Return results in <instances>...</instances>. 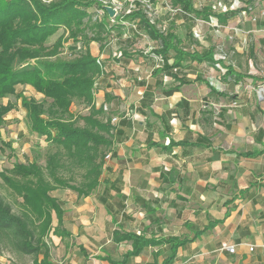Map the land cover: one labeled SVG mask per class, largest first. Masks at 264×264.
Here are the masks:
<instances>
[{"label":"crops","instance_id":"0c3cea01","mask_svg":"<svg viewBox=\"0 0 264 264\" xmlns=\"http://www.w3.org/2000/svg\"><path fill=\"white\" fill-rule=\"evenodd\" d=\"M221 2L211 4L227 17L222 24L210 18L219 25L234 18L231 11L236 9L247 14L245 20L253 14L249 6V12L243 10L241 0L228 6ZM180 14L171 15L170 21L181 33L176 22L184 29L186 22L176 19ZM166 20L156 13L154 24L162 34L171 24ZM136 43L127 48L136 55L126 51L121 57L114 53L125 45L113 43L109 51L96 42L88 46L91 55L101 59L102 69L94 107H106L116 119L111 123L113 155L105 157L101 180H119L125 207L112 220L94 194L80 198L57 190L64 211L60 228L65 231V222L76 225L66 233L70 242L56 234L59 244L49 251L51 263L161 264L171 253L163 243L128 256L131 242L112 239L120 227L156 240L189 239L199 232L193 242L177 248L172 264H264V98L257 100L254 94L255 87L264 88V75H238L236 83L225 75H190L195 70L189 61L178 70L187 75L154 74L163 61L155 62L146 51L155 45L150 41L145 50ZM256 43L264 48V35ZM251 46L248 51L255 57ZM174 77L187 82L180 84ZM11 112L4 121L14 118ZM15 126L18 138H38L24 122ZM111 195L109 202L116 208ZM222 243L235 245L236 253L221 250ZM247 245L254 250L248 252Z\"/></svg>","mask_w":264,"mask_h":264},{"label":"trees","instance_id":"16d2710c","mask_svg":"<svg viewBox=\"0 0 264 264\" xmlns=\"http://www.w3.org/2000/svg\"><path fill=\"white\" fill-rule=\"evenodd\" d=\"M150 1L154 3V0ZM253 1L248 0V5ZM170 3L184 12L176 19L183 18L186 22L185 35L178 32L174 23L169 25L166 34L160 33L138 1L124 17L126 21L136 23V29L127 30L120 24L110 26L109 15L98 0H0V144L9 146L1 138V129L5 116L15 107V103L7 101L3 104L2 100L15 95L17 86H30L41 94V99L16 95L26 110L29 131L54 145L46 151L44 165L35 159L15 161L10 169L0 171L2 183L12 195L21 199L17 213L0 197L1 248L19 256H33L36 264H52L45 238L51 231L64 236L60 229L64 211L54 194L57 190H69L80 198L94 194L112 215V220L115 213L119 214L125 207L119 180H101L106 168L105 157L114 146L115 128L110 122L111 116L93 104L97 91L95 83L102 69L89 51L91 42L103 48L107 42L118 41L125 47L116 50L125 56L126 51L136 55V50L127 48L146 37L155 45L148 52L149 57L158 56L163 61L161 67L154 69V74L187 75L183 70L189 61L196 65H219L224 69L223 75L234 77L235 83L241 79L238 75H249L237 73L232 65H225L223 59L215 58L213 45L201 51L183 45L184 37L196 42L195 21H209L212 17L222 24L227 19L225 13L214 11L211 4L196 8L193 0H170ZM98 10L103 11L102 18L93 19ZM243 10L249 12L248 6L245 5ZM60 28L67 31V36H59L52 45H47V40ZM113 34L116 39H112ZM65 39L73 42L69 49L75 57L71 59L59 57ZM179 69L183 70L180 72ZM174 78L180 84L187 82ZM75 103L86 107L87 114L78 116L70 111ZM74 172H80L79 182ZM109 194L116 208L110 204ZM197 236L199 232L189 239L156 240L120 227L112 232L114 242H131L128 256L139 255L149 246L168 244L171 253L161 264H172L177 248L193 242Z\"/></svg>","mask_w":264,"mask_h":264},{"label":"rangeland","instance_id":"374dc122","mask_svg":"<svg viewBox=\"0 0 264 264\" xmlns=\"http://www.w3.org/2000/svg\"><path fill=\"white\" fill-rule=\"evenodd\" d=\"M98 1H101L104 4V7H110L111 9H113L115 12L114 15H116V13L120 14L125 6L123 0ZM214 1L216 0H193V3L196 8L200 9L206 4L215 5V3H213ZM222 1L226 6H228L230 5L232 0ZM241 1L242 3H245L247 6H250L252 8L253 14L248 20H245L247 14H245L244 16V14L241 13L239 9L233 11L234 18L229 19L226 25H219L214 21V19H209V21L197 20L193 25V34L196 42H190L184 37L183 45L186 48L195 47L199 51L203 49L205 50L210 45H213L215 58L223 59L225 65H232L235 70L242 73H248L250 75H264V48H260V46L256 43V39H258V36L264 35V0H254L250 5H248L247 0ZM154 2L155 5L153 6L157 8V15H159L162 19L167 18V23H171V15L167 12L164 6L160 5V0H154ZM167 3L171 6L170 0H167ZM154 17H156V15H154ZM253 18L255 19V21L252 20ZM177 24H179L178 28L180 29L182 35H185V29L182 26V22L177 21L176 25ZM249 29L252 32H248ZM253 30L255 33H253ZM88 35L90 36L91 33L89 32ZM114 35L115 34L112 35V39H116ZM59 36H62L63 38L66 37L67 31L64 30V28H60L53 36H51L47 40L46 44L48 43V45H52ZM113 41V43L120 46V43L118 41ZM149 42L150 41L146 37L140 38L136 43V46H138L140 49L144 48L146 50L148 46H150ZM72 43L73 42L70 39L64 40L63 46L59 53L60 58L71 59L75 57L73 56V52L69 49V47L72 46ZM107 43L106 46L107 50L109 51L112 49L111 47L113 43ZM194 43L195 45H193ZM78 46L80 47V44H78ZM250 46L253 52L252 55H255V57H252L250 55V52L248 51L250 49ZM78 50L80 51L81 49L78 48ZM192 67L195 71L188 72L190 73V75H223L224 73V69L219 65L213 66L211 64H201L200 66H195V63H193ZM261 85H259L260 87H255L254 94L257 100H262L264 98V92H260L262 90L264 91V88ZM97 89L98 87L96 88V90ZM16 95H23L27 98H34L36 100L42 98L40 94L36 93L28 86H18L16 87L15 95L9 96L8 98L2 100L3 104H5L7 101L15 103V107L11 112L14 118H10L11 120L6 119L1 129V138L4 143L8 144L9 146L6 147L0 144V171L10 169L15 161L24 162L31 160L33 161V159H35L39 164L44 165V156L46 151L48 149H53L54 147L52 143L47 142L43 138H31L29 136H26L24 138H21L20 136L19 138L17 137L18 131L15 125L24 122V125L28 127V121L25 116V111L21 107L20 99H17ZM85 108L86 107H84L83 105H77L75 103L73 104V108L71 109V111L78 116L86 115L87 110H84ZM78 123L82 125L81 121H79ZM79 174L80 172H74L75 178H77V182L80 181V178L78 177ZM66 176L69 177V175L67 174ZM72 176L73 175L71 174V177ZM54 194L56 195V193ZM66 195V197H69V192ZM0 197L12 206L14 212L18 213L20 211L19 203L21 202V199L12 195L9 189L2 183L1 179ZM73 225V223L68 222H65L63 224V226L65 227V231L63 230L64 237L66 236L67 231L68 233H70L69 229H71ZM60 234L61 233H58L57 235L61 236ZM57 235L53 234L51 231L45 238V242L49 247L50 252H54L56 244H59L58 237H56ZM66 239H68V241L70 242V237ZM52 257L55 258L53 254ZM0 264L36 263L34 262L33 256H19L0 247Z\"/></svg>","mask_w":264,"mask_h":264},{"label":"built area","instance_id":"2783aa9c","mask_svg":"<svg viewBox=\"0 0 264 264\" xmlns=\"http://www.w3.org/2000/svg\"><path fill=\"white\" fill-rule=\"evenodd\" d=\"M140 2L141 5L143 6L144 11L146 12V14L149 17V20L151 23H154L155 17L154 15H156V8L153 6V3H151L150 0H123V2L125 3V6L123 8V10L121 11L120 14L116 13V15H114L113 17H109V24L110 26L115 25V24H120L121 27L123 29H136V23L133 22H128L125 20V15L129 14L133 9H134V3L135 2ZM164 2V8L167 10V12L170 15H175L177 13H184L179 7H174L173 5H168L167 0H163ZM237 4L236 1H234L233 6ZM104 5V4H103ZM218 7L221 6L220 3L217 4ZM103 16V11L102 10H98L95 14V16L93 17V19H101ZM119 18V19H118ZM253 21H255V19H252ZM126 35V34H125ZM125 35H123V37H125ZM79 48V46H78ZM151 48H149L146 52H149ZM114 56L116 57H120L121 53L120 52H116L114 53ZM152 59L155 62H160L161 58L158 56H152ZM97 63L99 65H101V59L98 58ZM95 87H96V83H95ZM261 93L264 92L263 90L260 91ZM104 111H106V107L103 108ZM116 121L115 118L111 119V123H114ZM109 157V154L106 156V158ZM221 250L228 252L229 254H235L236 253V246L235 245H228L226 243H222L221 244ZM247 250L248 252H252L254 250V248L252 246H248L247 245Z\"/></svg>","mask_w":264,"mask_h":264},{"label":"water","instance_id":"95a60500","mask_svg":"<svg viewBox=\"0 0 264 264\" xmlns=\"http://www.w3.org/2000/svg\"><path fill=\"white\" fill-rule=\"evenodd\" d=\"M103 9L108 13L109 17H113L115 12L110 7H103Z\"/></svg>","mask_w":264,"mask_h":264}]
</instances>
